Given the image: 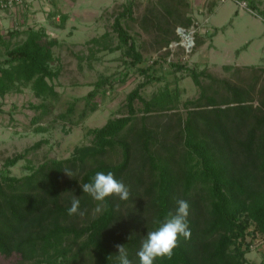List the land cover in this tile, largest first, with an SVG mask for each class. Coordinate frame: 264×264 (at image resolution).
Segmentation results:
<instances>
[{"label":"trees","instance_id":"obj_1","mask_svg":"<svg viewBox=\"0 0 264 264\" xmlns=\"http://www.w3.org/2000/svg\"><path fill=\"white\" fill-rule=\"evenodd\" d=\"M133 5L129 1L124 6L114 19L113 29L135 65L144 57L122 22L123 17L131 16ZM249 5L259 10L253 0ZM149 19L155 27L173 22L187 28L192 23V17L184 19L163 0L148 10L142 22L144 29ZM8 34L9 38L26 37L10 46L11 39L0 35V48L6 45L4 55L0 51V96L30 84L38 97L56 95L50 81L60 74L52 66L58 40L50 38L43 28L13 29ZM109 38L108 31L93 37L96 48L91 53L121 49L122 45L112 44ZM190 74L201 95L188 101L191 109L186 119L179 121L175 136L169 119L155 124L158 129L146 121V113L172 108L169 91L150 100L142 95L149 78L128 94L127 114L89 129L92 143L77 147L70 157L47 160L21 177L11 175L9 168L47 140L6 158L0 169V254H15L21 262L36 264H119L115 245L120 244L132 264H139L136 253L141 241L165 221L169 212L175 213L176 202L183 199L189 204L191 236L179 238L171 260L157 258L154 264H246L250 250L247 243L243 247L246 236H264V99L256 105L248 89L232 86L231 97L219 100L206 93L201 80L208 75L206 70L192 69ZM106 80L97 81L88 97H95ZM136 100L144 103L146 112L137 128ZM33 107L48 111L45 103ZM91 109L95 111L96 105ZM118 146L122 160L107 162L105 155ZM97 172H111L122 180L129 189V199L111 196L100 202L83 193L80 184L92 182ZM74 195L80 199L82 216L68 214ZM252 225L254 230L250 231Z\"/></svg>","mask_w":264,"mask_h":264},{"label":"rangeland","instance_id":"obj_2","mask_svg":"<svg viewBox=\"0 0 264 264\" xmlns=\"http://www.w3.org/2000/svg\"><path fill=\"white\" fill-rule=\"evenodd\" d=\"M157 1L160 0H134L131 16L122 19L144 57L135 65L125 53L127 47L119 43L113 29L114 19L124 10L127 0H79L76 3L77 14L72 13L74 9L64 8L69 19L62 26L54 27L47 22V34L58 40L53 48L55 60L52 66L60 74L50 81L56 95L38 97L30 84L21 86L20 91L0 96V169L4 168L6 158L24 152L42 139L47 142L30 150L9 168L11 175L21 177L30 174L47 160L68 158L77 147L90 145L93 136L89 129L127 114L128 94L149 78L151 80L141 90L142 95L150 100L169 91L172 94L169 106L172 108L165 112L146 113L144 103L136 100V128L141 127L146 113L149 127L158 129L155 124L169 119L172 133H178L179 121L186 119L192 106L188 101L201 95L200 87L190 74L192 69L206 70L208 75L201 76L206 93L219 100L231 97L232 86L248 89L256 105L264 99V0H253L259 9L255 12L242 8L237 0H163L179 11L184 19L192 17L191 25L185 28L169 22L155 27L149 19L148 28L144 29L143 19ZM247 1L251 3V0ZM237 10L239 12L235 14ZM180 28L187 29L193 37L190 47ZM106 31L110 32L112 44L122 45L121 49L92 54L91 49L96 47L91 39ZM25 37L22 34L7 39H11L9 45L14 46ZM166 38L172 39L166 43ZM0 51L4 55L6 45H1ZM101 78L107 79L101 85V91L89 98L88 93ZM40 103L48 106L46 113L42 108L33 107ZM94 104L96 110L92 111ZM35 117H40L37 122H34ZM39 127L44 130H38ZM158 138L163 139L161 134ZM104 158L107 162L121 161L120 146L109 151ZM249 230H254V225ZM246 243L250 245L246 264H264V236L260 233L248 235L243 247ZM0 264L36 263L21 262L15 254L10 257L0 254Z\"/></svg>","mask_w":264,"mask_h":264},{"label":"clouds","instance_id":"obj_3","mask_svg":"<svg viewBox=\"0 0 264 264\" xmlns=\"http://www.w3.org/2000/svg\"><path fill=\"white\" fill-rule=\"evenodd\" d=\"M65 174L72 177V174L65 170ZM83 193L90 195L95 201H104L107 197L115 196L122 201L129 199V189L122 180L115 178L114 174L108 172H97L90 183L80 184ZM175 213L169 212L168 217L160 226L149 231L146 237L141 241V245L136 255L139 259V264H154L157 258L172 259L174 250L179 245V238L185 240L191 236V231L188 226L187 217L189 215V204L181 199L177 202ZM68 214L84 215L80 211V199L74 195L71 200V206L68 208ZM118 250L117 259L119 264H132L128 258V253L124 245H115Z\"/></svg>","mask_w":264,"mask_h":264},{"label":"crops","instance_id":"obj_4","mask_svg":"<svg viewBox=\"0 0 264 264\" xmlns=\"http://www.w3.org/2000/svg\"><path fill=\"white\" fill-rule=\"evenodd\" d=\"M77 1L79 3V0H24V7L15 6L12 9L0 12V35L4 36L6 40L9 38L8 32L13 29L24 31L31 27L47 30L45 26L48 21L52 26L60 27L69 19V13L64 8L72 11L74 9L73 14L78 13ZM129 1L134 3V0H127V3ZM196 1L198 2L199 0ZM70 5L71 7L75 6L70 8ZM238 12L239 10L235 14ZM72 16L70 17L71 19L73 18Z\"/></svg>","mask_w":264,"mask_h":264},{"label":"built area","instance_id":"obj_5","mask_svg":"<svg viewBox=\"0 0 264 264\" xmlns=\"http://www.w3.org/2000/svg\"><path fill=\"white\" fill-rule=\"evenodd\" d=\"M219 1H226V0H219ZM242 8H246L252 12H255L256 10H253L248 4L247 0H237ZM15 6L24 7V0H0V12L5 11L8 9H12ZM193 38V37H192Z\"/></svg>","mask_w":264,"mask_h":264},{"label":"water","instance_id":"obj_6","mask_svg":"<svg viewBox=\"0 0 264 264\" xmlns=\"http://www.w3.org/2000/svg\"><path fill=\"white\" fill-rule=\"evenodd\" d=\"M179 31H180L183 35H185V36H187V37L189 38V40H188V42H187V45H189V47H190V46H191V45H190V44H191V41H193L192 36H191L190 34H188V33H187V30L184 29V28H180Z\"/></svg>","mask_w":264,"mask_h":264},{"label":"bare ground","instance_id":"obj_7","mask_svg":"<svg viewBox=\"0 0 264 264\" xmlns=\"http://www.w3.org/2000/svg\"><path fill=\"white\" fill-rule=\"evenodd\" d=\"M185 36V35H184ZM187 37V36H186ZM189 38L187 37V42H188Z\"/></svg>","mask_w":264,"mask_h":264}]
</instances>
